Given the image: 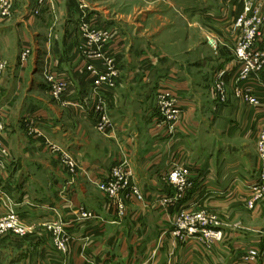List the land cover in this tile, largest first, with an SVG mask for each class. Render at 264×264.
I'll use <instances>...</instances> for the list:
<instances>
[{
    "label": "rangeland",
    "instance_id": "rangeland-1",
    "mask_svg": "<svg viewBox=\"0 0 264 264\" xmlns=\"http://www.w3.org/2000/svg\"><path fill=\"white\" fill-rule=\"evenodd\" d=\"M27 13L34 17L27 18ZM20 20H26L23 29H17ZM8 26L16 30L3 38L0 46V151L7 149L0 188L4 175L10 172L7 164L14 157L6 132L7 119L23 106L32 107L27 95L41 97L52 105L67 127L72 125L76 136L97 148L121 153L117 137L113 136L117 121L113 106L124 103L121 91L127 89L140 100L130 102V108L141 107L142 114L148 115L149 129L153 126L175 135L174 140L164 141L165 146L169 145L167 149H172L166 155L167 169L160 175L171 193L155 199L164 208L176 209L172 237L189 242L190 255L194 250L213 255V249L233 231L236 239L231 241L235 246L230 254L240 255L241 264H246L243 257L251 255L255 246L259 253L249 264H257L264 257V0H0V28ZM255 59H259L262 69L241 80L244 69ZM155 60L159 66L149 76L145 64ZM90 62L98 75L89 69ZM161 64L169 66L170 73ZM37 67L42 68L41 73ZM105 74L113 79V87L101 80ZM34 78L44 86L40 92L32 89ZM148 80L152 81L147 83ZM247 84H252L249 93L243 90ZM60 85L67 93L63 97L58 93ZM180 89L185 91L180 93ZM10 90L16 96L4 102ZM78 93L83 95L80 101ZM105 93H113L120 97L119 101L117 97L105 101ZM192 101L194 107L188 118L183 104ZM172 104L184 111L177 114ZM77 105L84 109L83 118L72 113V109H81ZM104 114L113 123L110 131L99 129L98 121ZM37 122L36 115L28 113L23 129L18 131L28 143L25 151L32 157L48 159L69 176V185L65 186L70 191L75 181L89 180L90 170L84 169L79 156L70 155L69 149L53 140ZM186 129L188 134L181 140L179 133ZM134 146L125 144L124 156L112 163L111 173L122 166L124 172L129 169L135 174L130 158L125 156L135 153ZM159 151L152 156L160 155ZM197 164L203 171L210 166L214 173L227 176L221 184L218 179L208 178L204 189L201 186L194 191ZM187 169L191 186L181 197L179 186L169 177L176 170L185 174ZM91 174L96 177L98 173L90 171ZM239 174L245 175L247 181L231 184ZM137 177L135 174L143 195L139 202L149 205L146 178ZM100 179H96L90 193L103 198L108 210L125 218L131 200L99 188ZM239 182L246 183V192L233 193L231 187H240ZM213 186L221 187L224 193L215 195ZM257 190L263 193L261 197L256 196ZM63 201L58 206L61 210L63 206L68 210L73 207L74 216L69 219L57 213L54 218L33 221L10 203L8 208L1 207L0 264H51L43 256L46 254L42 247L47 242L59 254L68 255L77 242L68 231L70 224L90 227L100 218L72 197ZM184 209L185 215L180 218ZM11 213L15 216L9 217ZM178 223L186 228L175 233ZM213 232L216 236L211 235ZM83 240L89 242V237ZM223 250L228 251L225 247Z\"/></svg>",
    "mask_w": 264,
    "mask_h": 264
},
{
    "label": "crops",
    "instance_id": "crops-1",
    "mask_svg": "<svg viewBox=\"0 0 264 264\" xmlns=\"http://www.w3.org/2000/svg\"><path fill=\"white\" fill-rule=\"evenodd\" d=\"M225 15V12L223 15L221 14L222 17H225ZM26 16L27 18L34 17L31 13H27ZM19 23L16 24L17 29H23L26 20H20ZM13 30H16L15 27L0 28V46L2 39L9 36V34H13L15 32ZM161 65L162 69L170 73L169 66ZM145 66L146 70H144L151 76L159 65L155 60L152 64L150 62L146 63ZM40 67H37L39 73L42 71V68L41 70L38 69ZM166 72L164 71L162 74L164 75ZM159 75L162 76L161 73ZM151 81L146 82L150 83ZM32 89L40 92L44 89V86L41 81L34 78ZM179 91L183 93L185 90L180 89ZM121 93V103H124L120 106L118 104L113 106L116 107L117 111L116 131L113 136L117 137L118 149L121 153L97 148L76 136L71 130L72 125L67 127L68 124L61 119V115L54 110L52 105L45 102L41 97L27 95V101L33 108L23 106L16 112L14 117L7 119L6 132L8 138L10 137L9 141L14 150V157H12L13 161L11 163L8 161L7 165L10 172L4 175L3 187L0 188L2 189L0 192V209L1 207L4 209L5 206L8 208V203H10V207L14 205L17 211L21 212L26 219L40 221L56 217L57 213L53 208H58V213L69 219V217L74 216L73 207L70 206L68 210L66 206H63L64 210H61L58 206H60V201L65 200L66 197H72L75 203H84L99 216L98 221L90 222V227L88 225L83 227L77 223L70 224L68 231L77 242L72 246L68 255L59 254L50 242L45 243L42 249L46 255L43 256L48 258L51 264H89L90 261L96 264H241L240 255L230 254L235 246L234 242L231 245V241L234 238L236 239V234L233 231L231 234L229 233L230 235H226L223 243L218 244L213 249V255H202L197 250H194L193 255H190L189 242H181L172 237V219L176 209L173 207L171 209L164 208L155 199L156 196L171 193V188L165 187L164 183L161 182L160 175L167 169L168 162L166 158H169V155L167 157L166 155L172 149V147L167 149L169 145L165 146V142L166 140H174L175 135L165 131L160 132L153 126H151L152 130L149 129L148 115L144 113L145 108L142 109L144 113L142 114L141 107L132 110L129 106L130 102L138 99L137 94L128 93L127 89H124V92L121 91ZM78 94L80 95V93ZM13 96L15 98L16 94L13 90H10V93L4 98V102L10 101ZM79 97V101L83 99V95ZM115 97H117L115 100L119 101L118 98L120 97L113 93L107 94V99L112 100ZM193 105V101L190 104H183V109L187 110L188 118L189 110L191 112ZM80 106L78 107L81 108ZM123 106L125 107L122 108ZM83 111V108L79 111L72 109V113L81 118L85 114ZM28 113L36 115L39 127L53 140L67 147L73 155L79 156L78 158L82 160L81 164H83L84 169L97 172L96 177L94 174L90 175V171H88L89 180L75 181L71 185L73 190L70 191L65 186L69 185V176L62 173L48 159L30 156L25 151L27 141H23V136L18 134L19 130L23 129V119ZM188 118L185 120L187 126L189 125ZM184 134H188L187 129L181 130V134L179 133L181 140L184 139ZM128 143L135 145L136 151L134 149L135 153L132 155L125 153V156L130 158L136 176L146 178L151 203L147 205L131 200L127 216L120 218L112 210L106 208L107 205L103 198L92 195L90 189L95 188L96 179L109 174L110 167L115 160H121L119 156L122 155L123 148ZM174 147L177 148L176 145ZM157 150H160L158 153L161 154L152 156V154L157 153ZM181 151L186 152L185 149H181ZM187 162L189 163L188 159ZM200 166V164L196 165L198 171L195 172L196 182L194 186L196 189L194 188V191L200 189L201 186L204 189L206 186L204 180L208 178L211 180L218 179L220 181L218 184H221L222 179L227 176H223L218 171L214 173L209 170L210 166L207 167L206 171H203L204 168ZM210 174H212V177ZM238 180L246 182L247 178L245 175L239 174L238 178L236 176L232 178L231 184ZM200 181L204 183L199 184ZM239 185L240 187L234 188V185L231 187L233 193L246 192V183L243 185L239 182ZM213 188L215 195L224 193L221 187L216 188L213 186ZM192 192L193 190L191 194ZM86 236L89 237V242L83 240ZM223 247L228 251L223 250ZM222 250L224 253L221 252ZM257 264H264V257H261Z\"/></svg>",
    "mask_w": 264,
    "mask_h": 264
},
{
    "label": "built area",
    "instance_id": "built-area-1",
    "mask_svg": "<svg viewBox=\"0 0 264 264\" xmlns=\"http://www.w3.org/2000/svg\"><path fill=\"white\" fill-rule=\"evenodd\" d=\"M254 49H251L250 52H253ZM93 52V51H92ZM243 51H240V55H242ZM95 63V62H94ZM104 64V63H103ZM105 66V65H104ZM89 69L93 70L94 73H96L98 75V71L96 69H94V65L90 62L89 65ZM262 69L261 68V62L259 61V59H255V61H253L251 64H249V66H247L243 73H242V77L241 80H247L248 78H251L253 76V72L255 70H257V72H259V70ZM99 72H102V69L99 68ZM57 80H61V79H57ZM101 80L107 84H110V86H114V82L113 79L110 78L109 75H101ZM61 82L63 81H58L59 84H61ZM99 83V81H97ZM97 85V84H96ZM251 86L252 84H247L246 88H244L243 90H246L248 93L251 92ZM65 88V87H64ZM59 94H61V96L63 97L64 95H66V91L62 90L61 85L59 86ZM63 93H62V92ZM104 97V96H102ZM105 101H107V94L105 93V97H104ZM176 104V102H174ZM100 108L99 110L103 109V106L100 104ZM172 109H174L175 111H177V114H180L181 111H184L180 106L178 107L177 105L175 106L174 104H172L171 106ZM169 112V111H168ZM1 114V113H0ZM172 114V113H171ZM1 116L0 115V130L3 128L2 124H1ZM171 119H177L176 118H171ZM99 124V129L106 131L109 128V131L111 130V127L113 128V123L111 122V119L104 114L98 121ZM3 150L0 151V176L2 173V168H4L5 166V156L7 155V149L2 148ZM70 155L72 154L71 151H69ZM73 155V154H72ZM127 168V167H126ZM187 172L185 174H182L180 171H177L175 173H173L171 175V178L169 177V180L172 181L173 183H177V185L179 186V190H178V195L183 197L185 194H187L190 186H191V180L189 178V174L190 171L187 169ZM135 181V174L132 170H127V172H124V169L122 168V166H119V168H116L114 170L113 173H109L108 175L103 176L100 180H99V188H102L104 190H107L109 193H112L114 195H119L120 197L129 199V200H142L143 199V195H142V191L140 189V187L137 185L136 181ZM259 191V190H257ZM263 193H261V191H259L256 196L257 197H261ZM165 201H170L172 202V200H165ZM54 211L56 213H58L56 208H53ZM185 209L181 211L180 213V218H182L185 215ZM15 216L14 213H11L9 217ZM186 228L185 224H176V231L177 232H181L183 231V229ZM202 231V230H201ZM196 232V231H194ZM203 234H205V232H201ZM220 234V232L218 233ZM211 235L216 236V233L213 232ZM259 253V248L258 247H253V249H251V255H244V261L246 262V264L249 263H254V260L256 259V257L258 256ZM243 261V259H242ZM89 264H96L92 261H90Z\"/></svg>",
    "mask_w": 264,
    "mask_h": 264
}]
</instances>
